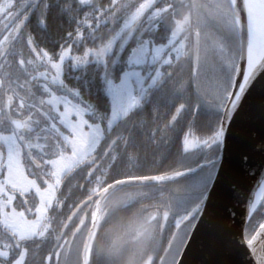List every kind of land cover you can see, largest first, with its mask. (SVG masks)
Here are the masks:
<instances>
[{
    "label": "snow or ice",
    "instance_id": "snow-or-ice-1",
    "mask_svg": "<svg viewBox=\"0 0 264 264\" xmlns=\"http://www.w3.org/2000/svg\"><path fill=\"white\" fill-rule=\"evenodd\" d=\"M0 264H264V0H0Z\"/></svg>",
    "mask_w": 264,
    "mask_h": 264
},
{
    "label": "water",
    "instance_id": "water-1",
    "mask_svg": "<svg viewBox=\"0 0 264 264\" xmlns=\"http://www.w3.org/2000/svg\"><path fill=\"white\" fill-rule=\"evenodd\" d=\"M229 147L231 148V147H232V145L230 144V145H229ZM204 258H205V259H211L212 257H211V256H207V255H206Z\"/></svg>",
    "mask_w": 264,
    "mask_h": 264
},
{
    "label": "flooded vegetation",
    "instance_id": "flooded-vegetation-1",
    "mask_svg": "<svg viewBox=\"0 0 264 264\" xmlns=\"http://www.w3.org/2000/svg\"><path fill=\"white\" fill-rule=\"evenodd\" d=\"M173 152H174V150H173Z\"/></svg>",
    "mask_w": 264,
    "mask_h": 264
}]
</instances>
